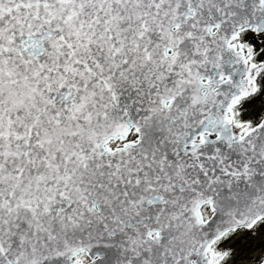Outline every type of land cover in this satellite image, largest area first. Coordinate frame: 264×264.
<instances>
[{
    "label": "snow or ice",
    "instance_id": "obj_1",
    "mask_svg": "<svg viewBox=\"0 0 264 264\" xmlns=\"http://www.w3.org/2000/svg\"><path fill=\"white\" fill-rule=\"evenodd\" d=\"M0 264H264V0H0Z\"/></svg>",
    "mask_w": 264,
    "mask_h": 264
}]
</instances>
